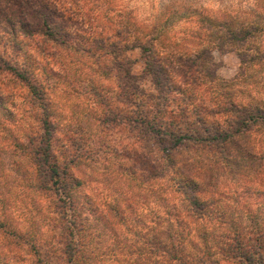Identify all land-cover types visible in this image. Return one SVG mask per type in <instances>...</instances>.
Returning a JSON list of instances; mask_svg holds the SVG:
<instances>
[{
  "label": "clouds",
  "instance_id": "obj_1",
  "mask_svg": "<svg viewBox=\"0 0 264 264\" xmlns=\"http://www.w3.org/2000/svg\"><path fill=\"white\" fill-rule=\"evenodd\" d=\"M0 264H264V0H0Z\"/></svg>",
  "mask_w": 264,
  "mask_h": 264
}]
</instances>
